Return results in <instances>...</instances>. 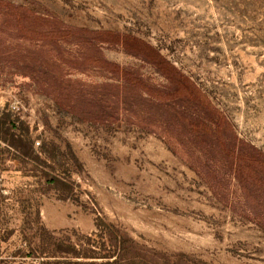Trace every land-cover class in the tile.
<instances>
[{"label": "rangeland", "instance_id": "374dc122", "mask_svg": "<svg viewBox=\"0 0 264 264\" xmlns=\"http://www.w3.org/2000/svg\"><path fill=\"white\" fill-rule=\"evenodd\" d=\"M12 1L70 28L129 31L133 18L161 32L228 134L264 152V0ZM102 49L147 85H169L125 47ZM21 63L23 76L0 69V264H264V230L242 208L238 182L228 178L221 201L203 175L206 156L176 121L166 125L167 111L148 92L90 65L77 46H56L54 56L40 48L37 62ZM47 78L82 84V96L73 91L63 101L58 88L41 84ZM103 86L117 93L116 122L98 95ZM62 106L105 123L83 122ZM75 188L86 205L72 222L74 241L42 231L49 195L69 197ZM106 199L119 208L102 205Z\"/></svg>", "mask_w": 264, "mask_h": 264}, {"label": "trees", "instance_id": "16d2710c", "mask_svg": "<svg viewBox=\"0 0 264 264\" xmlns=\"http://www.w3.org/2000/svg\"><path fill=\"white\" fill-rule=\"evenodd\" d=\"M132 43H128L126 51L134 55L143 57L151 64H153L163 75L171 77L173 65L169 62H162L163 57L155 50H150L143 42L137 38L132 39ZM151 47V46H150ZM152 48V47H151ZM102 69H106L115 77L126 81L128 86L138 92H151L148 89L147 84L137 74L131 73L127 70L121 69L119 66L107 64L103 65ZM40 77L45 79L46 73L41 71ZM42 85L53 86L60 90V99L64 101L66 95L70 92L76 91L78 97L82 96V90L77 87H82V84H78L72 81H66L60 79L58 82H53L50 78L41 82ZM114 88V86H111ZM127 88V87H126ZM129 89V88H128ZM101 92L98 94L101 97V103L105 109L112 110L109 120L116 122V111L119 108L117 93L107 88V86L100 87ZM66 94V95H64ZM201 95V93L199 94ZM158 105L163 107L161 98L153 96ZM140 100H144L143 96H139ZM156 103V102H155ZM197 105L200 109L206 111L209 109L213 113L209 123L204 121H198V123L189 122L190 135L194 133L198 134L201 140V152L204 151L206 160H204L202 167L205 170L203 175H206L209 185L216 194V196L227 204V193L230 185L228 178H234L242 192L245 204L243 209H247L253 215V220L264 230V152L260 149L238 140L236 137H232L227 132V122L220 116L219 112L211 105L208 99L199 96ZM64 109H68L74 116L78 117L83 122H89L93 124H104L102 120H89L83 114L78 113L75 109H69L67 106H62ZM169 111L172 112V120L175 121L179 117V110L175 107L169 106ZM82 112V111H81ZM101 117H106L102 115ZM216 126V128H215ZM207 148H211V151H205ZM44 153H47V149L43 147ZM215 164L221 166H215ZM220 167V168H219ZM220 169L221 171H218ZM201 174V173H200ZM59 185L62 182L58 178H53ZM57 264H81L76 263H57ZM86 264V263H82ZM117 264V263H106Z\"/></svg>", "mask_w": 264, "mask_h": 264}, {"label": "crops", "instance_id": "0c3cea01", "mask_svg": "<svg viewBox=\"0 0 264 264\" xmlns=\"http://www.w3.org/2000/svg\"><path fill=\"white\" fill-rule=\"evenodd\" d=\"M133 38L135 39L130 34L114 30L70 28L62 22L40 16L33 8L24 4H18L12 0H0V69L10 76H23L21 71L23 64L17 65V62H24V60L32 62L33 56L37 62L40 48L50 51V54L54 56L56 46L59 48L77 46L80 48L81 57L93 62L90 65L98 68L103 67L104 64L110 66L112 64L104 57L102 46L126 48L128 43L133 42ZM141 42L155 51L144 41ZM163 59L162 62H168L165 58ZM173 68L171 77L165 76L169 83L167 87L157 90L147 85L148 89L154 93L153 95L148 92V98L158 104L153 96L159 97L163 105L164 102H169V106L175 107L179 112L192 113L191 123H195V115L201 117L204 112L209 117L205 122L209 123L211 116H215L209 109L204 111L197 105L199 96L207 99V94L200 90L189 76L174 66ZM24 75L26 78L32 77V71Z\"/></svg>", "mask_w": 264, "mask_h": 264}, {"label": "built area", "instance_id": "2783aa9c", "mask_svg": "<svg viewBox=\"0 0 264 264\" xmlns=\"http://www.w3.org/2000/svg\"><path fill=\"white\" fill-rule=\"evenodd\" d=\"M133 24L129 23L127 26L129 31H121L118 32L130 34L131 36L144 41L149 46L154 48L163 58H165L171 65L177 68L182 73L186 74L179 66V62L175 61L174 54L172 53V49L175 48V45L172 43H167L165 37L163 35H158L154 29L150 28H139L136 26V20L131 19ZM123 27V25H121ZM188 76V74H186ZM190 77V76H189ZM190 79L196 83L193 77ZM197 84V83H196ZM198 85V84H197ZM199 86V85H198ZM205 93V91L203 90ZM41 142L37 141L35 143V148L38 149L40 147ZM75 147L78 144L74 145ZM79 149V148H78ZM78 158L82 162V150H79ZM2 179L4 177L2 176ZM82 191V188H80ZM4 193H8L4 191ZM79 188H75L72 196L62 198L60 194L53 192L49 195V199L47 203H44L43 208L39 214L38 218V226L42 231L49 233L52 236H56V232L62 230V232L73 240L72 233V222L77 219V217L81 214L82 210H84L86 202L82 201V197L79 198ZM102 205H105L107 208L118 209L119 206L111 201L110 199H106L101 201ZM57 225H61V229L57 228ZM77 231V230H76Z\"/></svg>", "mask_w": 264, "mask_h": 264}, {"label": "flooded vegetation", "instance_id": "af4514ba", "mask_svg": "<svg viewBox=\"0 0 264 264\" xmlns=\"http://www.w3.org/2000/svg\"><path fill=\"white\" fill-rule=\"evenodd\" d=\"M169 105H170V103L169 102H164V105H163V108H165V110L167 111V116H169L168 117V119H167V122H166V125L168 124V123H170V122H172V117H171V115H172V112L171 111H169ZM190 115H192V113L190 114V112H188V111H185V112H180V114H179V117L178 118H176L175 119V124L177 125V127H178V129H180V131H181V134L183 135V137L186 139V140H189L190 141V143H192L194 146L196 145L197 147H198V149H199V153L201 154H204V151L203 152H201V150H200V148L202 147L201 146V140H202V138L201 137H199L198 136V134H196V133H194L193 132V134L192 135H190V132L192 131L191 129H190V126H189V122H191L192 120V118H191V116ZM196 119H195V123H198V121H206V119H208L209 117L208 116H206L205 115V113L203 112V116H201V117H199V116H194ZM215 128H216V126H215ZM191 130V131H190ZM182 137V138H183ZM182 138H181V140H182ZM211 150H213V149H211V148H207V150H205V151H211ZM205 155V154H204Z\"/></svg>", "mask_w": 264, "mask_h": 264}]
</instances>
